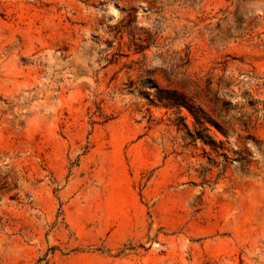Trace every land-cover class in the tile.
Wrapping results in <instances>:
<instances>
[{
    "label": "rangeland",
    "instance_id": "1",
    "mask_svg": "<svg viewBox=\"0 0 264 264\" xmlns=\"http://www.w3.org/2000/svg\"><path fill=\"white\" fill-rule=\"evenodd\" d=\"M0 264H264V0H0Z\"/></svg>",
    "mask_w": 264,
    "mask_h": 264
},
{
    "label": "trees",
    "instance_id": "2",
    "mask_svg": "<svg viewBox=\"0 0 264 264\" xmlns=\"http://www.w3.org/2000/svg\"><path fill=\"white\" fill-rule=\"evenodd\" d=\"M162 99L164 101L167 100L169 102L170 106L176 107L178 109H182V108L188 109V111L195 118V121H196L195 125L196 126H200V128L204 127V123H203V118L204 117H201L199 115V113H198L199 111L194 109V107H192V105L187 102V99L185 97L178 96L177 94H172V95H170V97H165V98H162ZM217 128L219 130H222V129H220V127H217ZM195 132H196L195 133L196 138H202V139L205 138L207 140H211V137H210L211 130L208 127H204L202 131L195 130ZM204 133H206L207 135H204ZM207 140H205V141H207Z\"/></svg>",
    "mask_w": 264,
    "mask_h": 264
}]
</instances>
